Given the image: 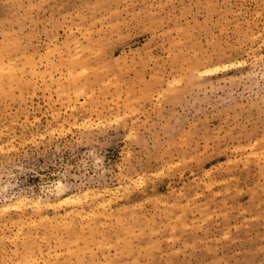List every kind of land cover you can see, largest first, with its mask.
Here are the masks:
<instances>
[{
    "label": "rangeland",
    "instance_id": "rangeland-1",
    "mask_svg": "<svg viewBox=\"0 0 264 264\" xmlns=\"http://www.w3.org/2000/svg\"><path fill=\"white\" fill-rule=\"evenodd\" d=\"M0 264H264V0H0Z\"/></svg>",
    "mask_w": 264,
    "mask_h": 264
},
{
    "label": "bare ground",
    "instance_id": "bare-ground-1",
    "mask_svg": "<svg viewBox=\"0 0 264 264\" xmlns=\"http://www.w3.org/2000/svg\"><path fill=\"white\" fill-rule=\"evenodd\" d=\"M30 67V66H29ZM19 200V199H18ZM37 202L39 203V201L37 200ZM41 202V201H40ZM45 202V201H44ZM17 203V202H16ZM51 204V203H50ZM6 205H1V207H5ZM13 206V205H12ZM7 208V207H6ZM5 209V208H4ZM70 223V222H69ZM120 227V226H119Z\"/></svg>",
    "mask_w": 264,
    "mask_h": 264
}]
</instances>
